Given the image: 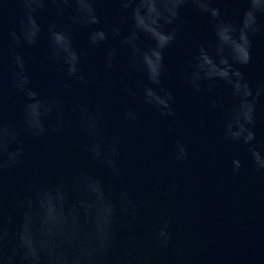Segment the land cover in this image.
<instances>
[{"label": "clouds", "instance_id": "1", "mask_svg": "<svg viewBox=\"0 0 264 264\" xmlns=\"http://www.w3.org/2000/svg\"><path fill=\"white\" fill-rule=\"evenodd\" d=\"M7 3L8 0H5ZM22 15L17 26L7 32L5 53L3 6L0 5V264H155L151 255L144 254L141 245L131 233L138 222L141 209L150 207L148 199H141L128 186L127 166L132 145L127 131L142 127L139 105L160 117L176 116L177 95L164 86V52L177 39L182 28L181 13L191 6L210 18L219 41L234 25L227 20L224 3L239 0H15ZM118 5L120 16L106 31L95 28L101 23L98 4ZM245 10L234 37L232 61L212 60L210 50L201 47L186 61L180 74L185 86L194 93L210 97L212 108L221 110L224 138L234 144L247 146L257 170H264L260 145L256 139L257 105L264 97V88H253L245 80L242 68L252 63L253 37L264 34V7L257 0H244ZM49 8L55 17L46 25L49 47L46 60L59 73L61 92H49L40 99L27 72L28 50L36 46L45 31L39 17ZM88 28L87 45L77 49L73 45V31ZM99 37V38H98ZM145 38L150 42L148 47ZM117 46L105 50L100 57L103 69L115 73L120 50L128 53V61L120 70L125 74L145 73L147 83L138 79L135 86L121 81V88L129 98L121 105V130H114L104 100L95 95L72 96L74 85L103 89L104 82L90 76L84 68L88 52L106 43ZM10 70L5 76V60ZM209 67L212 71L209 72ZM236 82L234 94L240 84L245 90L242 102L243 121L236 119V106L219 103L213 95L218 79ZM234 78V80H233ZM208 81L206 87L202 82ZM21 103L14 118L7 115L10 96ZM206 122L201 119L200 127ZM239 128V130H234ZM48 138L71 140L87 163L66 172L57 167L54 179L45 180L29 174L23 192L13 199L15 216L8 210L5 180L9 173L23 166L26 144ZM150 148V145H146ZM172 158L178 164L188 159V148L180 140L172 147ZM46 158L54 161L59 149L50 146ZM241 162L233 159L232 168L238 173ZM159 184L166 191L178 185L163 179ZM50 207L54 211L50 212ZM170 219L164 218L152 233L155 247L167 250L173 242ZM183 253L177 252V257Z\"/></svg>", "mask_w": 264, "mask_h": 264}, {"label": "water", "instance_id": "2", "mask_svg": "<svg viewBox=\"0 0 264 264\" xmlns=\"http://www.w3.org/2000/svg\"><path fill=\"white\" fill-rule=\"evenodd\" d=\"M150 2V0H149ZM3 6V27L5 53L7 52L9 29L17 26L22 15L21 5L15 0H0ZM259 7H264V0H257ZM227 20L236 30L229 31L218 41L210 18L199 13L191 6L181 13L182 28L176 41L164 52V86L173 89L177 95L176 116L160 117L157 113L138 104L143 125L137 130L127 131L132 145V154L127 166L128 186L141 199H148L150 207L141 209V214L131 233L141 245L144 254L151 255L155 264H264V170H257L247 146L234 144L224 138L221 110L212 108L209 96L194 93L185 86L180 74L186 68V61L201 47L210 50L212 60L232 61L234 37L239 35V25L245 10L244 0L238 3H224ZM101 23L95 28L108 30L118 21V5L101 2L98 4ZM55 17L54 9L41 14L39 21L45 26L36 46L28 50L30 57L27 72L32 86L43 99L49 92L58 93L61 79L46 60L49 37L47 23ZM264 22V18H261ZM88 28L77 27L73 31V45L77 49L86 47ZM99 38V37H98ZM142 47L150 42L145 38ZM117 46V42L106 43L91 49L84 58V68L90 76L104 82L103 89L85 88L74 85L72 96L85 97L95 95L105 101L109 123L116 130H121L119 110L129 98L121 88V81L135 86L138 79L147 83L145 73L125 75L120 69L127 64L128 53L120 50L118 69L115 73L106 72L100 63L105 50ZM10 70V62L5 60V76ZM209 72L212 68L209 67ZM245 80L253 88H264V34L253 37L252 63L242 68ZM234 80V78H233ZM208 81L202 82L206 87ZM236 82L218 79L213 88V95L218 103L222 100L227 106H236V119L243 121L245 99L243 84L234 94ZM21 103L14 94L10 96L7 115L14 118ZM206 127H200V120ZM234 130H239L237 129ZM256 139L254 144L264 142V97L257 105ZM180 140L188 148V159L178 164L172 158V147ZM150 145V148H146ZM50 146L59 149L60 155L54 161L46 158ZM26 159L23 166L9 173L5 180V193L8 210L15 216L13 199L23 192L24 181L29 174L41 179H54L57 167L66 172L87 163L83 154L71 140L48 138L26 144ZM264 159V146L260 147ZM238 159L241 168L233 172L232 161ZM175 183L178 187L169 192L160 180ZM50 212L54 211L50 207ZM164 218L170 219L172 245L167 250L157 249L152 240V233ZM177 252L183 253L177 257Z\"/></svg>", "mask_w": 264, "mask_h": 264}]
</instances>
